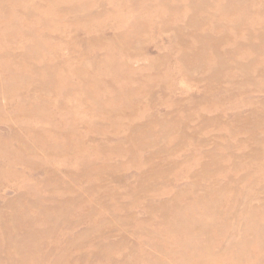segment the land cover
<instances>
[{
	"label": "rangeland",
	"instance_id": "1",
	"mask_svg": "<svg viewBox=\"0 0 264 264\" xmlns=\"http://www.w3.org/2000/svg\"><path fill=\"white\" fill-rule=\"evenodd\" d=\"M0 264H264V0H0Z\"/></svg>",
	"mask_w": 264,
	"mask_h": 264
}]
</instances>
